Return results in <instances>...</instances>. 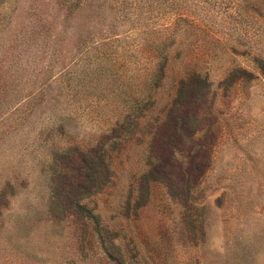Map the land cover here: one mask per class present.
<instances>
[{
	"label": "rangeland",
	"instance_id": "obj_1",
	"mask_svg": "<svg viewBox=\"0 0 264 264\" xmlns=\"http://www.w3.org/2000/svg\"><path fill=\"white\" fill-rule=\"evenodd\" d=\"M0 264H264V0H0Z\"/></svg>",
	"mask_w": 264,
	"mask_h": 264
}]
</instances>
